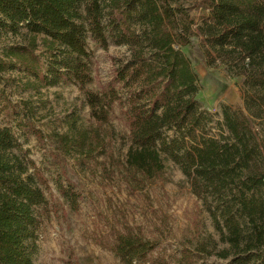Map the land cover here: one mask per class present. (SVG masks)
Listing matches in <instances>:
<instances>
[{"label": "trees", "instance_id": "obj_1", "mask_svg": "<svg viewBox=\"0 0 264 264\" xmlns=\"http://www.w3.org/2000/svg\"><path fill=\"white\" fill-rule=\"evenodd\" d=\"M185 2L0 0V36L19 28L27 36L2 47L0 73L17 68L24 90L64 82L80 91L90 118L86 126L70 116L62 131L45 136L26 118L16 122L40 144L51 139L55 186L70 208H77L81 194L64 176L66 157L84 165L116 157L136 187L160 177L169 159L219 236L217 242L197 240L194 252L215 256L217 264H264V0ZM191 37L199 39L207 64L224 63L243 77L242 108L222 104L213 119L201 107L197 75L181 50ZM90 42L102 49L110 42L124 45L128 52L95 88ZM10 105L0 91V113H9ZM22 107L34 110L29 101ZM113 118L126 127L122 158L112 149ZM26 154L12 129L0 127V264H33L38 247L39 208L49 187ZM110 247L119 264H171L165 255H153L155 240L127 226ZM192 252L182 251L183 264H191Z\"/></svg>", "mask_w": 264, "mask_h": 264}, {"label": "rangeland", "instance_id": "obj_2", "mask_svg": "<svg viewBox=\"0 0 264 264\" xmlns=\"http://www.w3.org/2000/svg\"><path fill=\"white\" fill-rule=\"evenodd\" d=\"M185 3L189 4V0ZM26 39L25 28H19L16 34H1L0 58L3 46L26 42ZM89 47L95 59V78L91 84L95 88L110 78L113 62L125 58L128 52L126 46L112 42L106 49L91 42ZM40 49L41 46L38 51ZM181 50L198 78L199 90L195 97L202 108L212 113L213 119H219L222 104L242 108V76L229 71L224 63L207 64L197 37H191L190 43ZM17 75L15 67L0 73V77L15 79L12 82L0 80L2 95L13 105L9 106V113H0V127L12 129L22 148L27 150L26 156L46 177L49 187H44L47 202L39 208L43 219L33 264H119L110 246L125 226L155 240L158 250L153 255H165L171 264H183L184 250L193 251L191 264L218 263L215 256L194 252L197 240L211 237L217 242L219 236L201 200L192 193L180 168L169 159H165V170L160 177L136 187L120 171L116 157L112 160L99 156L85 165L66 157L64 176L81 194L77 208H70L55 186L57 165L48 154L53 146L51 139L45 137V144H40L16 122L26 118L48 136L54 130L62 131L70 116L77 117L76 124L86 126L90 121L88 107L72 83L59 82L35 92L24 90ZM24 101L32 103V113H26L22 107ZM112 122L117 131L112 149L115 156L122 158L127 149L126 127L118 118H113ZM196 230L201 231L200 235L195 236Z\"/></svg>", "mask_w": 264, "mask_h": 264}]
</instances>
